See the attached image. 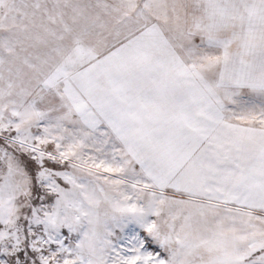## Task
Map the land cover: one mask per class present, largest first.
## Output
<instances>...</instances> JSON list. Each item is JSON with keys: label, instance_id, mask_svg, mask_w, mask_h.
Instances as JSON below:
<instances>
[{"label": "snow or ice", "instance_id": "6c2138e0", "mask_svg": "<svg viewBox=\"0 0 264 264\" xmlns=\"http://www.w3.org/2000/svg\"><path fill=\"white\" fill-rule=\"evenodd\" d=\"M0 264H264V0H0Z\"/></svg>", "mask_w": 264, "mask_h": 264}]
</instances>
